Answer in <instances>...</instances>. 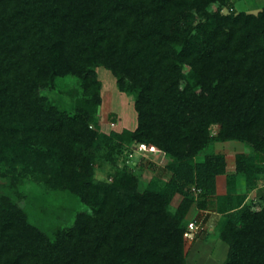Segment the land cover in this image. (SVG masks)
<instances>
[{
    "label": "trees",
    "instance_id": "1",
    "mask_svg": "<svg viewBox=\"0 0 264 264\" xmlns=\"http://www.w3.org/2000/svg\"><path fill=\"white\" fill-rule=\"evenodd\" d=\"M224 1L0 0V163L26 168L72 199L91 191L82 197L91 211L78 213L52 243L16 201L24 175L0 172V264H183L191 187L227 215L223 264H264V208L254 212L217 192L220 175L230 173V190L236 172L263 173L255 161H264V8L257 15L211 13L191 35V9L204 12ZM40 27L50 35V41L41 37V45L48 43L41 65L27 45ZM14 55L23 77L11 65ZM97 65L120 87L137 90L133 131H99ZM24 68L34 73L31 80ZM69 74L81 80L83 92L71 113L36 91L39 79ZM212 124L219 125L218 140L248 144L254 158L199 156L212 139ZM133 141L167 155L171 176L163 187L152 181L137 192L128 156ZM35 142L42 146L34 148ZM102 153L114 166L123 159L109 181L94 178ZM176 193L183 201L170 213Z\"/></svg>",
    "mask_w": 264,
    "mask_h": 264
},
{
    "label": "rangeland",
    "instance_id": "2",
    "mask_svg": "<svg viewBox=\"0 0 264 264\" xmlns=\"http://www.w3.org/2000/svg\"><path fill=\"white\" fill-rule=\"evenodd\" d=\"M263 8L264 0H225L222 4L211 2L204 12H197L193 8L191 9V35L197 33L199 23L204 22L206 16L211 13L223 16L236 15L241 12L257 15ZM177 23L180 26L184 24L183 20H178ZM129 28L134 29V22H131ZM35 33L34 35L27 36V45L30 54L37 55L41 65L43 63L42 59L48 54L46 50L48 43L42 42L41 45V37L43 36L42 41H47V36H49L50 41V35L43 27L37 29ZM12 61L11 65L23 77L22 67L17 62L15 55ZM181 67L184 73L188 72L189 66L187 64L182 63ZM27 71V68L23 69V73L31 80L34 73H27ZM94 72L100 84L99 94L101 103L96 111L99 131L105 134H109L113 130L120 131L121 129L133 131L137 126V111L135 110L137 90L132 89L131 86L120 87L119 79L102 65H97L94 68ZM39 80L41 82L37 85V94L59 110L71 113L74 108V100L83 96L80 88L81 80L71 74L57 77L48 82H45L43 79ZM126 82L129 84L127 80ZM218 130V124L210 126L209 135L212 136V139L198 153L199 156L242 154L254 158L257 151L250 145L237 140H218L216 138ZM137 144L140 143L133 141L129 144V148L133 150ZM41 146L42 143L40 142L33 144L34 148ZM145 146L149 148L148 145L145 144ZM260 154L264 156L262 151H260ZM129 161L132 174L137 179V192L139 194L143 193L152 181L163 187L171 176L165 169L168 162L167 155L164 156L162 152L150 155L144 153V156L134 154L132 160ZM116 163L117 165L114 166L113 162L107 159L105 153H102L101 159L97 160L94 165L95 180L109 181L110 178H113L117 170L122 169L124 165L123 159H119ZM255 165L262 168L263 173L256 175L254 173L236 172L235 183L230 190L226 186V176L230 175V173L218 176V195L228 194L232 203L242 202V204L249 206L254 212L263 209L264 161H255ZM0 172L24 175L22 185L17 188L19 194L23 197L16 199V201L26 212L29 224L37 228L49 242L56 243L61 238V234L72 228L78 213L91 211L89 206L82 202V197L90 194V189L86 190L84 195L82 194L72 199L66 192H59L53 188H49L36 176H32L31 171H26V168H22L21 166L13 168L0 163ZM1 182L0 180V184ZM193 192L194 189L191 187L188 196L192 199V203L182 220V226L185 228L190 221L196 220L199 224V229L195 233L193 240L183 239V264H223L227 258L228 246L220 238V235L227 226V215H221L216 212V200H204ZM182 201L183 196L176 193L169 205V212L174 213ZM199 202H204L202 208L198 207Z\"/></svg>",
    "mask_w": 264,
    "mask_h": 264
},
{
    "label": "built area",
    "instance_id": "3",
    "mask_svg": "<svg viewBox=\"0 0 264 264\" xmlns=\"http://www.w3.org/2000/svg\"><path fill=\"white\" fill-rule=\"evenodd\" d=\"M158 152H160V151H158L156 149L147 148L145 146V144L140 143V144H137L135 146V148L132 150V152L128 156L131 159V158H133L134 154H138L140 156H144V153H147L148 155H150V154L158 153ZM198 229H199L198 222H196V220L190 221L188 223V229H187V231L184 234V238L185 239H189V240H193L194 236H195V233L198 231Z\"/></svg>",
    "mask_w": 264,
    "mask_h": 264
},
{
    "label": "crops",
    "instance_id": "4",
    "mask_svg": "<svg viewBox=\"0 0 264 264\" xmlns=\"http://www.w3.org/2000/svg\"><path fill=\"white\" fill-rule=\"evenodd\" d=\"M217 192H218V186H217Z\"/></svg>",
    "mask_w": 264,
    "mask_h": 264
}]
</instances>
